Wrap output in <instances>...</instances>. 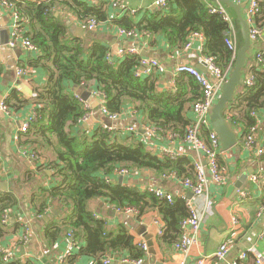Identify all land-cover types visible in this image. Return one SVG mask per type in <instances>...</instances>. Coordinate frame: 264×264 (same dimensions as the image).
Wrapping results in <instances>:
<instances>
[{"label":"trees","instance_id":"trees-1","mask_svg":"<svg viewBox=\"0 0 264 264\" xmlns=\"http://www.w3.org/2000/svg\"><path fill=\"white\" fill-rule=\"evenodd\" d=\"M3 2L14 3V11L27 18L28 22L23 25L24 35L38 49L37 57L29 66L41 69L46 75L45 87L36 90L30 102L5 101L9 108L14 107V103L33 106L37 119L26 133L18 134V144L42 164L38 169L51 170L53 178L59 181L50 189H39L35 199L31 200L35 208L38 204V213L49 211L53 203L61 208L59 225L46 227L45 237L53 241L64 229L75 241H85L84 247L63 258L66 264H75L78 257H91L96 264H102L104 257L110 254L132 260L142 258L143 252L134 244L125 227H120L116 234H109L104 222L94 218L91 202L103 200L119 211L137 208L138 219L146 212L156 210L163 223V233L158 241L174 245L181 234V220L189 216L184 201L158 200L149 193L108 183L106 177L115 169H126L130 173L148 171L155 175L176 172L178 178L193 179L192 161L184 157L174 161L157 157L146 151L141 143L128 142L130 137L117 138L100 128L93 135L81 132V120L86 112L83 104L74 97L71 85L83 91L94 84L96 92L103 96L107 113L118 114L131 106L157 129L182 137L188 125L186 111L200 98V87L195 79L181 74L183 77L178 85L176 83L177 87H192L191 99L179 93H158L154 74L140 78L134 76L140 60L137 55L126 54L123 58L110 60L108 49L100 42L69 35L65 22L53 14L60 0H0V6ZM65 4L80 22L94 19L100 24L108 20L105 11L79 0H68ZM165 10L137 25L123 22L121 26L127 31L164 36L169 45L177 49L183 48L190 33H200L205 39L203 55L213 58L223 71L232 70L233 54L224 44L229 27L219 15L210 14L209 7L202 0H168ZM234 23L239 49L242 44L240 27L238 21ZM256 23L264 28V0L260 1ZM254 62L248 75L253 78V85L246 86L245 78L228 108L233 113L231 124L244 131L243 135L256 126L251 112L264 109V66L256 57ZM238 115L242 117L237 118ZM204 136L205 131L201 134ZM262 189L264 191V182ZM16 203L12 194L0 196V220ZM6 234L7 225L0 223V240ZM0 264L18 263L4 262L0 256Z\"/></svg>","mask_w":264,"mask_h":264},{"label":"crops","instance_id":"crops-1","mask_svg":"<svg viewBox=\"0 0 264 264\" xmlns=\"http://www.w3.org/2000/svg\"><path fill=\"white\" fill-rule=\"evenodd\" d=\"M116 1L125 5L126 9L120 11L118 8H113L112 0L102 1L95 5H92L89 0H79L90 7L102 9L108 14V20L100 23L98 29L91 33L80 27V20L65 4L68 3V0H60L54 8L53 14L65 22L69 35L98 41L108 49L112 56H116L120 52L127 54V52L134 51L139 58L159 61L165 72L149 74L156 76L157 92L179 93L182 94V97L191 99L194 94L192 87L189 85L177 87L179 79L183 75L175 74L174 70L177 65H190L198 68L203 64V60L206 58L203 55L204 37L202 36L203 40L195 38L190 43L187 37L185 45L189 43L191 47L186 49L184 45L182 49H177L171 47L167 39L161 35H151L148 32L139 33L136 30H132L135 32L134 37L120 35L119 29L125 30L121 23L131 22L134 23L133 25H137L145 19L151 18L157 12L166 11V8L162 11L156 9L154 5L156 0ZM202 1L207 7L225 8L233 23L237 21L236 12L225 4L218 0ZM231 1L241 6L240 12L245 19V3ZM158 16L160 17L159 14ZM12 25L13 13L0 6V34H9V40ZM79 29L83 32L79 33ZM236 29L237 27H235ZM6 45H2L0 48V69L2 70L0 107L3 103L8 109L6 113L0 109V196L12 194L17 203L7 213V234L0 240V256L2 258L3 253L9 252L12 255L9 262L18 264H60V260L63 259L68 249L67 230L61 229V236L59 235L51 241L45 237V229L59 225L61 208L53 203L49 211L38 213V204L35 208L31 203L39 189H50L58 185L59 181L53 178L51 170L38 169V166L42 164L31 161L28 149L20 146L19 140L17 142L15 140L19 128L34 111L33 106L27 105L29 103L25 105L14 103V107L9 108L5 103L8 99L15 100L16 103L30 102L35 96L36 90L45 87L46 75L41 69L29 66V63L37 57V52H26L22 48L10 49ZM258 54L264 55V28L262 37L257 42L251 43L247 54V65L242 73V82L248 78L250 69L255 63L254 58ZM18 69L24 71L23 76H17ZM224 72L230 75L231 71ZM204 73L214 80L210 73L207 71ZM243 74L247 76L244 77ZM71 89L75 93L74 97L86 102L93 112L86 122L81 120L80 131L93 135L103 125H107L105 123L107 117L100 111L103 107V96H98L100 93L96 92L94 84L83 91L73 85H71ZM84 92L88 93L85 101L81 98ZM191 107L186 111L188 125L194 120ZM230 111L231 109L226 111L225 118L227 114L233 116ZM257 113L258 119L255 120L254 135L256 138H264V109ZM118 114L120 117L117 120H108L110 126L114 127L113 134L117 138L130 137L128 142L141 143L146 151L157 157H165L164 153L168 151L177 153L178 158H188L192 161V165L197 159L198 154L184 141L183 136L157 129L146 121L142 113L134 111L131 106L125 107ZM239 117L240 115L237 118ZM232 127L237 132L239 143L234 149L221 152L218 156L217 162L223 174V182L220 185L209 182L204 196L192 197L191 192L184 189L179 181L163 178L162 175H155L148 171L129 172L124 177L112 172L109 177H106L108 183L131 187L141 193L146 192L149 188H155L171 195L174 200L182 198L190 200L201 219V226L197 242L188 253L184 254L175 250L173 245H166L158 241L161 236L157 234L158 227L161 225L163 227V223L156 210L148 211L138 219L137 216L117 212L114 207L107 205L103 200H95L90 205L94 218L104 222L107 233L116 234L120 227H125L137 247L145 244L148 251L147 255L143 254L142 256L144 264H194L195 259L214 254L219 245L225 241H230L232 248L225 261L220 264H230L241 253L251 249L264 259V215L257 216V209L263 205L264 201L263 182L253 183L250 181L252 176L264 172V156L256 158L254 151L245 149L243 143L247 134L243 135L244 131L241 132L236 125H232ZM75 130L77 131V128ZM202 138L206 140L207 136ZM193 176L194 173L191 177ZM240 192L245 193L244 199L239 196ZM190 194L191 197L188 198ZM37 200L40 202L39 199ZM84 246V240L77 241V249ZM119 257L122 256L110 254L104 258H111V264H122L117 260ZM253 258L252 254H247V258L242 264H254ZM75 264H96V262L91 257H78Z\"/></svg>","mask_w":264,"mask_h":264},{"label":"built area","instance_id":"built-area-1","mask_svg":"<svg viewBox=\"0 0 264 264\" xmlns=\"http://www.w3.org/2000/svg\"><path fill=\"white\" fill-rule=\"evenodd\" d=\"M21 1V0H17ZM92 5H95L97 3H100L102 1L107 0H89ZM237 3H245L246 5V22L248 24L249 28V38L251 43L257 42L263 35V29L259 27L256 23V18L259 13V4L260 0H233ZM168 0H156L154 2L155 8L159 11H162L166 8ZM2 7L9 10L13 13V25H12V33L10 40L8 41L7 45L10 49H17L22 48L26 52H37V47L31 42V40L26 37L23 33V25L27 23V18L21 17L18 13L14 11V3H7L3 2L1 4ZM111 6L113 8H118L120 11L125 10V5L121 4L120 2L116 0H112ZM209 13L210 14H216L221 17V19L228 25L229 30L226 34V37L224 39V44L226 47L232 52L233 58L235 59V54L238 50L237 48V34L234 27V23L230 16H228L225 8L223 7H209ZM80 27L88 32H95L98 27L99 23L96 22L94 19H90L87 21H83L80 23ZM120 35H126L127 37H134L135 32L134 31H125L124 29H119ZM195 38H200L203 40L202 35L199 33H191L188 35V41L189 43L194 40ZM186 44L185 48L189 49L191 47V44ZM2 45L0 44V48ZM127 54L130 55H136L134 51L127 52ZM126 55L124 52L117 53L116 56H112L111 53L108 54V59L112 58H123ZM256 59L259 63L263 64L264 66V58L261 57L260 54L256 55ZM206 71L210 73L214 80H211L206 73H203L199 71L196 67L190 66V65H177L174 73L175 74H186L195 79L197 84L200 87V98L195 101L191 107L192 112L194 114V120L186 127L185 133L183 135L184 141L189 144L192 149L198 154L197 159L193 162V171H194V178H187V177H181L178 178V175L176 172H170L168 174L162 175L163 178H170L179 181V183L182 185V187L188 191L191 192L192 197H201L206 194L207 186L209 182H213L216 185H220L223 182V174L221 173L219 167L217 158L221 154L220 151V142L218 139L217 134L212 129L211 125V112L216 104L219 95L221 87L224 83H226L229 75L227 72H224L222 69H220L217 64H215L213 58L206 57L203 60V64ZM154 73L163 74L165 72V69L163 65L155 60V59H147V58H140L138 65L134 69V76L136 78H140L143 76H147ZM17 76H23L24 71L22 69H18L16 72ZM253 78L248 77L244 84L246 86H252L253 85ZM98 96H102L101 94H98ZM76 97V96H75ZM78 99V97H76ZM80 101V100H79ZM83 104V108L85 110V115L82 118V122H86L92 115L93 112L90 108V106L83 101H80ZM2 112H8L7 107L5 104H1L0 107ZM102 115L107 117L110 121L117 120L120 115L119 114H109L105 111L104 106L100 109ZM135 114V112H133ZM231 114H227L226 118L230 122ZM251 117L254 118V120L258 119V113L256 111L251 112ZM37 119V114L35 111H32L31 115L27 118L26 122L19 128L18 134L26 133L29 127L33 122H35ZM101 129L109 134H113L115 131L113 126L110 125H103ZM256 127H252L250 131L247 133L243 146L245 149L249 151H254L256 158H261L264 156V138H256L254 135ZM132 131V129H130ZM206 132L207 139H203L201 137V134L203 132ZM18 134L15 136L16 142L18 141ZM31 161L37 160L36 157H34L32 154H28ZM165 157H167L169 160H176L178 158L177 153L173 152H166L164 153ZM115 174L120 175L122 177L127 176L129 174V171L126 169H115L113 171ZM251 182L258 183L259 181L264 182V172L259 175H254L251 177ZM147 193L153 195L158 200L162 201H168L172 202L174 199L171 195L165 193L164 191L160 189L155 188H149L146 190ZM239 196L241 198H245V193L240 192ZM181 200L184 201L186 208L189 211V216L183 220H181L179 226H180V237L178 241L173 245L174 249L182 252L184 254L188 253L190 248L196 244L197 237L199 234L200 226H201V219L197 215V213L194 210V207L190 200H186L185 198H182ZM117 212L123 213L124 215H131V216H138L139 210L135 207L132 208H126L121 211L116 210ZM264 215V205L258 207L257 209V216L261 217ZM8 222V216L7 214L3 215L1 217L0 223L2 225H7ZM163 233V227L162 225L158 227L157 234L160 236ZM67 243H68V249L66 251V254L64 257H66L68 254L73 253L74 250L77 249V241L73 239V236L71 234L67 235ZM140 249L142 250L144 255H147L148 248L145 244L139 245ZM231 242L225 241L221 245H219L216 252L210 256H202L197 259H195L194 264H220L223 261H225L227 255L229 254L231 250ZM247 254H252L254 257L253 262L254 264H264V259L259 257V254L253 252V250H248L247 252L241 253L237 259L232 261L230 264H242L243 261L246 260ZM12 255L9 252L2 254V260L4 262H9ZM63 257V258H64ZM111 258H105L102 261V264H111ZM122 264H144V258L132 260L127 257H119L117 259ZM60 264H66L64 259L60 260Z\"/></svg>","mask_w":264,"mask_h":264},{"label":"water","instance_id":"water-1","mask_svg":"<svg viewBox=\"0 0 264 264\" xmlns=\"http://www.w3.org/2000/svg\"><path fill=\"white\" fill-rule=\"evenodd\" d=\"M218 1L236 12V18L240 26L239 34L242 41L240 48L235 54L234 66L226 83H224L221 87L219 98L214 105L210 116L212 129L217 134L220 142L221 152H228L238 145L239 140L237 137V132L234 130L231 123L225 118L224 114L228 110L229 105L235 99L238 90L242 87V73L247 65V54L251 48V41L248 33V24L240 12L241 6L234 4L231 0ZM82 32L83 31L79 29V33ZM8 40L9 34H0V43L2 45H6L8 43ZM197 69L203 73L206 71L204 65H201ZM87 97L88 93L86 92L81 95V98L84 101L87 100ZM105 123H107V125H110L108 119H106ZM190 197L191 194L188 198Z\"/></svg>","mask_w":264,"mask_h":264},{"label":"rangeland","instance_id":"rangeland-1","mask_svg":"<svg viewBox=\"0 0 264 264\" xmlns=\"http://www.w3.org/2000/svg\"><path fill=\"white\" fill-rule=\"evenodd\" d=\"M46 154H49L48 152Z\"/></svg>","mask_w":264,"mask_h":264}]
</instances>
